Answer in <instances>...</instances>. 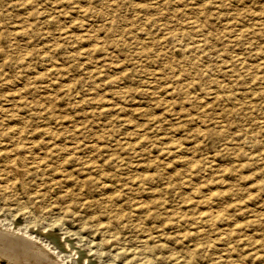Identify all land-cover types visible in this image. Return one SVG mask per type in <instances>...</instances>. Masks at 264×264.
I'll return each instance as SVG.
<instances>
[{
    "label": "rangeland",
    "instance_id": "obj_1",
    "mask_svg": "<svg viewBox=\"0 0 264 264\" xmlns=\"http://www.w3.org/2000/svg\"><path fill=\"white\" fill-rule=\"evenodd\" d=\"M263 64L264 0H0V227L61 264H264Z\"/></svg>",
    "mask_w": 264,
    "mask_h": 264
},
{
    "label": "bare ground",
    "instance_id": "obj_2",
    "mask_svg": "<svg viewBox=\"0 0 264 264\" xmlns=\"http://www.w3.org/2000/svg\"><path fill=\"white\" fill-rule=\"evenodd\" d=\"M188 18V17H187ZM192 19V18H191ZM194 19V18H193ZM192 19V20H193ZM108 20V19H107ZM129 20V19H128ZM189 20V19H188ZM118 21V20H117ZM128 22V21H127ZM126 22V23H127ZM187 22V21H186ZM190 23V22H189ZM258 23V22H257ZM256 23V24H257ZM122 24V23H121ZM183 24H187V23H183ZM232 24V23H231ZM261 24V23H260ZM260 24H258L259 26H261ZM191 25V24H190ZM199 25V24H198ZM233 25V24H232ZM238 25H239V22H238ZM110 26V25H109ZM114 26V25H113ZM112 26V27H113ZM123 26V25H122ZM184 26V25H183ZM193 25H191V27H192ZM235 26V25H234ZM234 26H232V27H234ZM262 26H263V24H262ZM187 26H185V28H186ZM229 27H231L230 25H229ZM114 28V27H113ZM128 28V27H127ZM126 28V29H127ZM189 28V27H188ZM195 28V27H194ZM192 29H193V27H192ZM199 30V29H198ZM198 32V31H197ZM244 34V33H243ZM242 35V34H241ZM177 36V35H176ZM234 36V35H233ZM239 36V35H238ZM172 38V37H171ZM176 38H178V36L176 37ZM173 39H175V38H173ZM173 39H171V40H173ZM178 39H176V41H177ZM191 41V40H190ZM239 41V40H238ZM194 42V41H193ZM198 43H200V42H198L197 41V44ZM193 44V43H192ZM191 44V45H192ZM189 45V44H188ZM206 45V44H205ZM204 45V46H205ZM181 47V46H180ZM185 47V46H184ZM202 47V46H201ZM205 47H207L208 48V46H205ZM192 49V48H191ZM197 50H198V48H197ZM202 50V49H201ZM201 50H199V52H202ZM204 50V49H203ZM191 51H193V50H191ZM193 53V52H192ZM231 58H233V57H231ZM230 58V59H231ZM234 58H236V57H234ZM239 62H241V61H239ZM243 62V61H242ZM244 63V62H243ZM232 64H233V62H232ZM237 64H238V60H237ZM196 65V64H195ZM230 65V64H229ZM244 65H245V63H244ZM264 65V64H263ZM181 66V65H180ZM213 66V65H212ZM217 66H218V64H217ZM216 65H215V68L217 67ZM234 66H236L237 67V65H235L234 64ZM233 66V67H234ZM240 66V65H239ZM241 67V66H240ZM245 67V66H244ZM180 68V67H179ZM223 68V67H222ZM235 68V67H234ZM237 68H239V67H237ZM248 68V67H247ZM242 69V68H241ZM210 70H211V68H210ZM230 70V69H229ZM239 70V69H238ZM103 71V70H102ZM181 71H183V69L181 70ZM182 73V72H181ZM186 73V72H185ZM185 73H183V74H185ZM192 74V73H191ZM236 74V73H235ZM244 74V73H243ZM242 74V75H243ZM188 75H190V74H188ZM191 76V75H190ZM244 76H246V75H244ZM250 76V75H249ZM234 77H236V76H234ZM247 77V76H246ZM260 77V76H259ZM208 78V77H207ZM213 78V77H212ZM250 78V77H249ZM209 79V78H208ZM259 78H257V80H258ZM264 79V78H263ZM200 80V79H199ZM204 80V79H203ZM214 80V79H213ZM260 80V79H259ZM201 81V80H200ZM204 81H206V80H204ZM215 81V80H214ZM220 81V80H219ZM242 81V80H241ZM248 81V80H247ZM207 82H208V80H207ZM256 82V81H255ZM260 82V81H259ZM114 83V82H113ZM201 83V82H200ZM216 83V82H215ZM207 84V83H206ZM206 84H203V85H206ZM209 85H210V83H208ZM213 84V83H212ZM244 84V83H243ZM263 84V83H262ZM229 85H233V84H230L229 83ZM210 87H212V86H210ZM216 88V87H215ZM214 88V89H215ZM226 88V87H225ZM225 88H224V91H225ZM217 89V88H216ZM215 89V90H216ZM167 90V89H166ZM165 90V91H166ZM218 90V92H219V88L217 89ZM207 91V90H206ZM223 91V90H222ZM231 91H232V88H231ZM214 92V91H213ZM264 92V91H263ZM154 93V92H153ZM156 93V92H155ZM159 93V92H158ZM158 93H157V95H158ZM161 93V92H160ZM220 93H221V91H220ZM226 93V92H225ZM213 94H215V93H213ZM218 94V93H217ZM224 94V93H223ZM155 95V94H154ZM212 95V94H211ZM152 96H153V94H152ZM205 96V95H204ZM214 96V95H213ZM244 96V95H243ZM249 96V95H248ZM258 96V95H257ZM256 96V97H257ZM262 96V95H261ZM260 96V97H261ZM206 97H208V93H207V96ZM241 97V96H240ZM232 98V97H231ZM244 98V97H243ZM255 98H253V100H254ZM155 100V99H154ZM169 100V99H168ZM207 100V99H206ZM211 100V99H210ZM222 100V99H221ZM232 100H234V99H232ZM208 101H209V99H208ZM230 101V100H229ZM257 101H258V99H257ZM221 102H223V101H221ZM226 102V101H225ZM233 102V101H232ZM246 102V101H245ZM252 102H254V101H252ZM252 102H250V103H252ZM255 102H256V100H255ZM218 103V102H217ZM238 103V102H237ZM249 103V102H248ZM228 104V103H227ZM230 104V103H229ZM234 104H236V103H234ZM201 105V104H200ZM205 105H207V104H205ZM212 105V104H211ZM211 105H209V106H211ZM251 105V104H250ZM121 106V105H120ZM174 106V105H173ZM215 106V105H214ZM217 106V105H216ZM225 106V105H224ZM223 106V107H224ZM233 106V105H232ZM236 106V105H235ZM237 106H238V104H237ZM183 107V106H182ZM203 107V106H202ZM206 107V106H205ZM213 107V106H212ZM211 107V108H212ZM228 107V106H227ZM245 107V106H244ZM120 108V107H119ZM166 108V107H165ZM117 109V108H116ZM209 109V108H208ZM171 110V109H170ZM211 110V109H210ZM226 110H228V109H226ZM261 110V109H260ZM169 111V110H168ZM208 111V110H207ZM218 111V110H217ZM234 111V110H233ZM211 112V111H210ZM236 112V111H235ZM253 112V111H252ZM185 113V112H184ZM199 113V112H198ZM213 113H215L214 112V110H213ZM218 113V112H217ZM256 113V112H255ZM201 114V113H200ZM199 114V115H200ZM205 114V113H204ZM212 114V113H211ZM261 114V113H260ZM182 115H184V114H182ZM187 115V114H186ZM190 115V114H189ZM207 115V114H206ZM210 115V114H209ZM226 115V114H225ZM243 115V114H242ZM185 116V115H184ZM215 116V115H214ZM235 116V115H234ZM186 117V116H185ZM188 117V116H187ZM186 117V118H187ZM193 117V116H192ZM229 117H230V115H229ZM236 117H238V116H236ZM261 117V116H260ZM207 118V116H205V119ZM215 118H216V116H215ZM235 118V117H234ZM258 118V117H257ZM214 119V118H213ZM230 119V118H229ZM241 118L239 117V120H240ZM259 119V118H258ZM263 119V118H262ZM191 120V119H190ZM224 120V119H223ZM235 120H236V118H235ZM192 121V120H191ZM194 121V120H193ZM209 121H211V120H208V122ZM216 121V120H215ZM225 121V120H224ZM231 121V120H230ZM241 121H243V120H241ZM246 121V120H245ZM244 121V122H245ZM189 122V121H188ZM201 122V121H200ZM206 122V121H205ZM205 122H202V123H205ZM221 122V121H220ZM226 122V121H225ZM229 122V121H228ZM248 122V121H247ZM249 123H250V121H249ZM188 124V123H187ZM199 124H201V123H199ZM220 123H218V125H219ZM234 124V123H233ZM243 124V123H242ZM241 124V125H242ZM253 124H256V123H253ZM259 124V123H258ZM260 124H262V123H260ZM71 125V124H70ZM78 125V124H77ZM202 125V124H201ZM216 125V124H215ZM71 126H73V125H71ZM205 126V125H204ZM207 126V125H206ZM247 126V125H246ZM256 126V125H255ZM254 125H252V127H255ZM196 127V126H195ZM202 127V126H201ZM220 127H221V125H220ZM219 127V128H220ZM230 127V126H229ZM218 128V129H219ZM261 128H263V126L261 127ZM260 128V129H261ZM259 129V128H258ZM18 130V129H17ZM19 130H21V129H19ZM229 130V129H228ZM231 130V129H230ZM14 131V130H13ZM197 131V130H196ZM245 131V130H244ZM44 132H46V131H44ZM230 132V131H229ZM243 132V131H242ZM241 132V133H242ZM259 132V131H258ZM17 133V132H16ZM15 133V134H16ZM21 133V132H20ZM20 133H18V134H20ZM24 133H25V131H24ZM234 133H238V131L237 132H234ZM41 134V133H40ZM217 134V133H216ZM231 133H229V135H230ZM24 135H26V134H24ZM220 135V134H219ZM227 134H225V136H226ZM233 135V134H232ZM259 135V134H258ZM16 136V135H15ZM18 136V135H17ZM16 136V138H19V136L17 137ZM198 136H201L202 137V135H198ZM197 136V137H198ZM205 136V135H204ZM238 136V135H237ZM252 136V135H251ZM23 137V136H22ZM169 137H171V136H169ZM227 137V136H226ZM225 137V138H226ZM233 137V136H232ZM236 137V136H235ZM260 137V136H259ZM24 138V137H23ZM200 138V137H199ZM198 138V139H199ZM20 139V138H19ZM142 139V138H141ZM144 139V138H143ZM175 139V138H174ZM178 139V138H177ZM233 139V138H232ZM258 139V138H257ZM18 140V139H17ZM21 140H22V138H21ZM25 140H27V142H28V139H25ZM160 140H162L161 139V137H160ZM242 140V139H241ZM175 141V140H174ZM236 141V140H235ZM95 142V141H94ZM194 142V141H193ZM227 142V141H226ZM238 142V141H237ZM21 143V142H20ZM33 143V142H32ZM69 144H70V142H68ZM67 143V144H68ZM97 143V142H96ZM102 143V142H101ZM100 143V144H101ZM161 143V142H160ZM163 143V142H162ZM175 143V142H174ZM178 143V142H177ZM186 143V142H185ZM31 144V143H30ZM86 144V143H85ZM98 144V143H97ZM247 144V143H246ZM250 144V143H249ZM32 145V144H31ZM72 145V144H71ZM93 145V144H92ZM179 145V144H178ZM177 145V146H178ZM229 145H233V144H229ZM242 145V144H241ZM26 146V145H25ZM128 146V145H127ZM126 146V147H127ZM172 146V145H171ZM176 146V147H177ZM249 146V145H248ZM247 146V147H248ZM133 147V146H132ZM174 147H175V144H174ZM173 147V148H174ZM175 147V148H176ZM179 147V146H178ZM233 147V146H232ZM250 147V146H249ZM248 147V148H249ZM23 148H24V145H23ZM55 148V147H54ZM53 148V149H54ZM82 148V147H81ZM90 148V147H89ZM125 148V147H124ZM124 148H123V150H124ZM174 148V149H175ZM16 149V148H15ZM20 149H21V147H20ZM28 149H30V148H28ZM65 149H67V148H65ZM78 149V148H77ZM102 149V148H101ZM127 149V148H126ZM125 149V150H126ZM130 149H131V147H130ZM133 149V148H132ZM167 149V148H166ZM178 149V148H177ZM222 149H224V148H222ZM232 149V148H231ZM234 149H236V148H234ZM244 149H245V147H244ZM21 150H24V149H21ZM20 150V151H21ZM26 150H27V148H26ZM55 150V149H54ZM70 150V149H69ZM84 150H86V148H84ZM93 150V152H94V150L95 149H92ZM97 150V149H96ZM104 150V149H103ZM116 150V149H115ZM129 150V149H128ZM169 150V149H168ZM230 150V149H229ZM259 150H260V148H259ZM258 150V151H259ZM17 151H19V150H17ZM66 151V150H65ZM73 151V150H72ZM114 151V150H113ZM130 151V150H129ZM170 151V150H169ZM169 151H167L168 153H169ZM187 151V150H186ZM228 151V150H227ZM22 152H24V151H22ZM25 152H28V151H25ZM24 152V153H25ZM56 152V151H55ZM63 152V151H62ZM68 152V151H67ZM127 152V151H126ZM172 152V151H171ZM189 152V151H188ZM15 153V152H14ZM51 153V152H50ZM88 153V152H87ZM176 153H177V150H176ZM192 153V152H191ZM194 153V152H193ZM237 153V152H236ZM251 153H253V152H251ZM16 154V153H15ZM20 154H22V153H20ZM32 154V153H31ZM174 154H175V152H174ZM178 154V153H177ZM235 154V153H234ZM24 155V154H23ZM26 155H28V154H26ZM25 155V156H26ZM50 155V154H49ZM176 155V154H175ZM174 155V156H175ZM192 155V154H191ZM218 155L220 156V154L218 153ZM264 155V154H263ZM262 155V156H263ZM22 156V155H21ZM21 156L20 157H18V158H20V160H21ZM30 156V155H29ZM28 156V157H29ZM51 156V155H50ZM215 156V155H214ZM236 156V155H235ZM0 157H2V155H0ZM173 157V156H172ZM181 157V156H180ZM231 157V156H230ZM22 158H25V157H22ZM31 158V160H32V156L30 157ZM30 158H29V160H30ZM34 158V157H33ZM102 158V157H101ZM106 158V157H105ZM112 158H110L109 160H111ZM164 159V158H163ZM166 159V158H165ZM164 159V160H165ZM173 159V158H172ZM182 159H183V157H182ZM189 160H190V158H188ZM207 159H209V158H207ZM231 159H233V157L231 158ZM24 160V159H23ZM26 160V159H25ZM28 160V159H27ZM28 160V161H29ZM31 160L29 161V162H31ZM102 160H104V159H102ZM254 160V159H253ZM259 160V159H258ZM14 161V160H13ZM33 161V160H32ZM37 162H39L38 160H36ZM88 161V160H87ZM118 161H120V160H118ZM167 161V160H166ZM212 161V160H211ZM216 161V160H215ZM230 161V160H229ZM232 161V160H231ZM256 161V160H255ZM261 161V160H260ZM29 162H27V163H29ZM99 162V161H98ZM103 162V161H102ZM113 162V161H112ZM121 162V161H120ZM188 162V161H187ZM194 162V161H193ZM213 162V161H212ZM223 162V161H222ZM233 162V161H232ZM263 162V161H262ZM11 162H9V164H10ZM108 163V162H107ZM115 163H116V161H115ZM175 163V162H174ZM261 163V162H260ZM23 164V163H22ZM31 164V163H30ZM34 164H35V162H34ZM37 164V163H36ZM90 164V163H89ZM102 164V163H101ZM168 164V163H167ZM179 164V163H178ZM182 165H185L184 163H181ZM181 164H179V165H181ZM214 164V163H213ZM216 164V163H215ZM218 164V163H217ZM216 164V165H217ZM228 164V163H227ZM263 165H264V162L262 163ZM16 165H17V163L15 164V167H16ZM41 165V164H40ZM78 165H80V164H78ZM87 165V164H86ZM97 165V164H96ZM111 165V164H110ZM187 165V164H186ZM192 165H193V163H192ZM191 165V166H192ZM219 165V164H218ZM217 165V166H218ZM257 165V164H256ZM262 165V166H263ZM34 166H36V165H34ZM136 166V165H135ZM164 166V165H163ZM177 166V165H176ZM190 166V167H191ZM197 166V165H196ZM220 166V165H219ZM37 167V166H36ZM44 167V166H43ZM42 167V168H43ZM48 167V166H47ZM77 167V166H76ZM79 167V166H78ZM77 167V169H79ZM95 167V166H94ZM108 167V166H107ZM193 167V166H192ZM210 167V169H211V166H209ZM18 168V167H17ZM26 168V167H25ZM28 168V167H27ZM33 168V167H32ZM38 168V167H37ZM51 168V167H50ZM85 168V167H84ZM137 168V167H136ZM135 168V169H136ZM177 168H179L178 166H177ZM181 168H182V166H181ZM187 168V167H186ZM195 168V167H194ZM218 168V167H217ZM237 168V167H236ZM9 169V168H8ZM22 169V168H21ZM39 169V168H38ZM81 169V168H80ZM88 169H89V167H88ZM93 169V168H92ZM91 169V170H92ZM106 169V168H105ZM164 169V168H163ZM168 169V168H167ZM175 169V168H174ZM193 169V168H192ZM213 169H215V167L213 168ZM219 169V168H218ZM243 169V168H242ZM245 169V168H244ZM250 169V168H249ZM248 169V170H249ZM258 169V168H257ZM33 170V169H32ZM36 170V169H35ZM51 170V169H50ZM52 170H53V167H52ZM84 170V169H83ZM187 170V169H186ZM188 170H189V168H188ZM194 170V169H193ZM212 170V169H211ZM215 170H217V169H215ZM253 170V169H252ZM251 170V171H252ZM255 170V169H254ZM26 171V170H25ZM42 171V170H41ZM45 171V170H44ZM75 171V170H74ZM94 171V170H93ZM107 171V170H106ZM105 171V172H106ZM171 171V170H170ZM183 171V170H182ZM185 171V170H184ZM194 171H196V169L194 170ZM193 171V172H194ZM197 171H198V169H197ZM222 171H224V170H222ZM48 172V171H47ZM63 172V171H62ZM77 172V171H76ZM75 172V173H76ZM81 172V171H80ZM101 172L103 173L104 171H103V169L101 170ZM176 172H177V170H176ZM192 172V171H191ZM219 172V171H218ZM234 172V171H233ZM239 172V171H238ZM240 172H241V170H240ZM239 172V173H240ZM247 172V171H246ZM263 172V171H262ZM6 173V172H5ZM8 173V172H7ZM26 173V172H25ZM49 173H50V171H49ZM48 173V174H49ZM52 173V172H51ZM58 173H61V172H58ZM73 173V172H72ZM83 173H85V170L83 171ZM88 173V172H87ZM92 173V172H91ZM90 173V174H91ZM183 173V172H182ZM185 173V172H184ZM209 173V172H208ZM215 173V172H214ZM220 173V172H219ZM12 174V173H11ZM27 174V173H26ZM41 174V173H40ZM55 174V173H54ZM62 174V173H61ZM60 174V175H61ZM74 174V173H73ZM77 174V173H76ZM89 174V175H90ZM97 174V173H96ZM212 174V173H211ZM218 174V173H217ZM232 174V173H231ZM258 174V173H257ZM7 175H9V173L7 174ZM35 175V174H34ZM33 175V176H34ZM42 175H43V173H42ZM41 175V176H42ZM53 175V174H52ZM56 175V174H55ZM58 175V174H57ZM69 175V174H68ZM92 175V174H91ZM94 175V174H93ZM98 175V174H97ZM180 175V174H179ZM185 175H187V174H185ZM196 175V174H195ZM197 175H198V172H197ZM197 175H196V177H197ZM235 175H237V174H235ZM243 175V174H242ZM263 175V174H262ZM13 176H15V175H13ZM36 176V175H35ZM48 176V175H47ZM100 176V175H99ZM177 176V175H176ZM192 176V175H191ZM190 176V177H191ZM203 176H204V173H203ZM230 176V175H229ZM254 176H256L255 174H254ZM12 177V176H11ZM36 177H38V176H36ZM50 177V176H49ZM49 177H47V178H49ZM55 177V176H54ZM64 177H66V176H64ZM68 177V176H67ZM81 177V176H80ZM98 177V176H97ZM195 177V176H194ZM227 177V176H226ZM16 179H17V177H15ZM23 178H24V176H23ZM22 178V179H23ZM53 178V177H52ZM63 178V177H62ZM69 178V177H68ZM215 178V177H214ZM220 175H219V180H220ZM261 178V177H260ZM13 180H14V178H12ZM46 179V178H45ZM59 179H61V178H59ZM80 179V178H79ZM106 179V178H105ZM104 179V180H105ZM108 179H110L109 178V176H108ZM150 179V178H149ZM174 179V178H173ZM176 179H178V178H176ZM181 179V178H180ZM194 179V178H193ZM217 179V180H218ZM228 179H229V177H228ZM240 179H241V177H240ZM51 180V179H50ZM83 180V179H82ZM91 180V179H90ZM107 180V179H106ZM112 180H113V178H112ZM115 180V179H114ZM190 180V179H189ZM222 180V179H221ZM220 180V181H221ZM259 180V179H258ZM19 181H20V178H19ZM23 181V180H22ZM21 181V182H22ZM110 181V180H109ZM148 181H150V180H148ZM176 181V180H175ZM178 181V180H177ZM181 181V180H180ZM219 181V182H220ZM53 181H51V183H52ZM64 182H65V180H64ZM81 182V181H80ZM83 182V181H82ZM91 182H94V181H92L91 180ZM107 182V181H106ZM120 182H121V180H120ZM132 182V181H131ZM134 182H136V181H134ZM222 182V181H221ZM224 182V181H223ZM222 182V183H223ZM242 182H244V181H242ZM254 182V181H253ZM71 183V182H70ZM88 185H89V183H90V181H89V183L88 182H86ZM98 183H100V181L98 182ZM115 183H116V181H115ZM119 183V182H118ZM124 183V182H123ZM130 183V182H129ZM212 183H213V180H212ZM239 183V182H238ZM245 183V182H244ZM247 183V182H246ZM254 183H256V182H254ZM69 184V183H68ZM80 184V183H79ZM93 184V183H92ZM107 184V183H106ZM112 184H113V182H112ZM125 184V183H124ZM124 184H122V185H124ZM131 184H133V183H131ZM146 184V183H145ZM170 184V183H169ZM181 184V183H180ZM187 184V183H186ZM190 184V183H189ZM228 184V183H227ZM243 184V183H242ZM54 185V184H53ZM60 185V184H59ZM95 185H97V184H95ZM94 185V186H95ZM99 185V184H98ZM102 185H104V184H102ZM134 185V184H133ZM221 185H223V184H221ZM237 186H238V184H236ZM105 186H107V185H105ZM116 186H117V184H116ZM130 186V185H129ZM181 186H183V185H181ZM232 186V185H231ZM256 186V185H255ZM66 187V186H65ZM101 187V186H100ZM120 187H121V185H120ZM136 187V186H135ZM141 186H139V188H140ZM195 187H197V186H195ZM209 187V186H208ZM219 187V186H218ZM236 187V186H235ZM87 188V187H86ZM89 188H91L92 189V185H90V187ZM94 188V187H93ZM98 188V187H97ZM96 188V189H97ZM102 188V187H101ZM104 188V187H103ZM106 188V187H105ZM113 188V187H112ZM129 188V187H128ZM173 188V187H172ZM183 188H185V187H183ZM199 188V187H198ZM204 188H205V186H204ZM216 188H217V185H216ZM234 188V187H233ZM261 188V187H260ZM66 189V188H65ZM78 189V188H77ZM120 189V188H119ZM136 189V188H135ZM195 189V188H194ZM203 189V188H202ZM229 189V188H228ZM237 189V188H236ZM90 190V189H89ZM108 190V189H107ZM111 190H113V189H111ZM110 190V191H111ZM115 190V189H114ZM199 190V189H198ZM206 190V189H205ZM213 190V189H212ZM215 190H217V189H215ZM223 190V189H222ZM226 190V189H225ZM234 190V189H233ZM61 191V190H60ZM105 191V190H104ZM135 191H137V190H135ZM139 191V190H138ZM143 191V190H142ZM146 191H147V189H146ZM202 191V190H201ZM208 191V190H207ZM224 191V190H223ZM98 192V191H97ZM101 192V191H100ZM102 192H103V190H102ZM129 192V191H128ZM133 192V191H132ZM218 192H219V189H218ZM61 193H62V191H61ZM108 193V192H107ZM112 193V192H111ZM224 193H225V191H224ZM60 194V193H59ZM88 194V193H87ZM86 194V195H87ZM106 194V193H105ZM123 194V193H122ZM135 194V193H134ZM216 194V193H215ZM223 194V193H222ZM227 194V193H226ZM231 194V193H230ZM80 195V194H79ZM83 195H84V193H83ZM99 195V194H98ZM129 195V194H128ZM216 195H218V194H216ZM215 195V196H216ZM100 196V195H99ZM133 196V195H132ZM206 196H207V194H206ZM205 196V197H206ZM57 197V196H56ZM66 197V196H65ZM85 197V196H84ZM88 197H90L89 195H88ZM142 197V196H141ZM200 197V196H199ZM218 197V196H217ZM219 197H220V195H219ZM226 197H227V195H226ZM232 197V196H231ZM39 198V197H38ZM42 198V197H41ZM40 198V199H41ZM61 198V197H60ZM67 198V197H66ZM122 198V197H121ZM127 198H129V197H127ZM127 198H126V200H127ZM203 198V197H202ZM213 198V197H212ZM211 198V199H212ZM228 198V197H227ZM250 198H252V197H250ZM254 198V197H253ZM40 199H38V201L40 200ZM116 199H118V198H116ZM132 199V198H131ZM190 199V198H189ZM204 199V198H203ZM202 199V200H203ZM225 199V198H224ZM69 200V199H68ZM81 200V199H80ZM217 200V199H216ZM222 200V199H221ZM37 201V202H38ZM54 201V200H53ZM56 201H58V200H56ZM83 201V200H82ZM94 201V200H93ZM96 201V200H95ZM102 201H105L104 199L102 200ZM114 201V200H113ZM128 201V200H127ZM137 201V200H136ZM199 201V200H198ZM215 201V200H214ZM214 201H212V202H214ZM41 202V201H40ZM51 202V201H50ZM60 202V201H59ZM62 202H63V200H62ZM64 202H66V200H64ZM122 202V201H121ZM144 202V201H143ZM195 202V201H194ZM199 202H201V200L199 201ZM203 202H205V201H203ZM68 203V202H67ZM110 203V202H109ZM211 203V202H210ZM220 203V202H219ZM222 203H223V201H222ZM222 203H220L221 205H222ZM256 203V202H255ZM111 204V203H110ZM117 204V203H116ZM115 204V205H116ZM134 204V203H133ZM133 204H131L132 206H134ZM136 204H137V202H136ZM140 204V203H139ZM204 204V203H203ZM212 204V203H211ZM91 205V204H90ZM142 205V204H141ZM147 205V204H146ZM157 205H159V204H157ZM199 205V204H198ZM209 205V204H208ZM212 205H214V204H212ZM217 204H215V206H216ZM220 205V206H221ZM225 204H223V206H224ZM245 205V204H244ZM252 205V204H251ZM49 206V205H48ZM61 207H62V205H60ZM95 206V205H94ZM104 206V205H103ZM103 206H101V208L103 207ZM130 206V205H129ZM137 206V205H136ZM207 206V205H206ZM205 206V207H206ZM210 206V205H209ZM209 206H207V207H209ZM214 206V207H215ZM75 207H76V205H75ZM85 207V206H84ZM87 207V206H86ZM112 207H113V205H112ZM112 207H110V209L112 208ZM151 207V206H150ZM254 207V206H253ZM63 208V207H62ZM71 208V207H70ZM74 208V207H73ZM72 208V209H73ZM78 208V207H77ZM82 208V207H81ZM88 208V207H87ZM98 208V207H97ZM104 208V207H103ZM118 208V207H117ZM116 208V209H117ZM130 208V207H129ZM134 208V207H133ZM212 208V207H211ZM210 208V209H211ZM219 208V207H218ZM243 208V207H242ZM58 209V208H57ZM75 209V208H74ZM89 209V208H88ZM107 209H109V208H107ZM106 209V210H107ZM123 209V208H122ZM130 209H132V208H130ZM139 209V208H138ZM148 209H150V208H148ZM148 209H147V211H148ZM206 209V208H205ZM204 209V210H205ZM214 209V208H213ZM213 209H212V211H213ZM64 210V209H63ZM77 210V209H76ZM80 210V209H79ZM85 210V209H84ZM83 210V211H84ZM97 210V209H96ZM95 210V211H96ZM103 210V209H102ZM120 210V209H119ZM144 210V209H143ZM207 210V209H206ZM32 211V210H31ZM75 211V210H74ZM111 211H112V209H111ZM117 211V210H116ZM133 211V210H132ZM196 211H198V212H200V209L198 210V208H197V210ZM209 211V210H208ZM256 211V210H255ZM259 211V210H258ZM54 212H55V210H54ZM85 212V211H84ZM91 212V211H90ZM98 212V214L101 212L102 213V211H97ZM107 212V211H106ZM109 212H110V210H109ZM143 212H145V211H143ZM242 212V211H241ZM240 212V213H241ZM244 212V211H243ZM88 212H86V214H87ZM92 213V212H91ZM100 213V214H101ZM112 213V212H111ZM119 213H121L120 211H119ZM240 213H236V214H238V215H240ZM245 213H247V212H244L243 213V215L245 214ZM260 213V212H259ZM37 214V213H36ZM75 214V213H74ZM90 214V213H89ZM106 214V213H105ZM122 214V213H121ZM127 214H129V213H127ZM135 214H136V212H135ZM140 214H141V212H140ZM139 214V215H140ZM144 213H142L141 215H143ZM156 214V213H155ZM155 214H153L152 213V215H153V217H154V215ZM206 214V213H205ZM218 214H219V212H218ZM242 214V213H241ZM258 214V213H257ZM33 215V214H32ZM95 215V214H94ZM102 215H103V213H102ZM109 215V214H108ZM196 215V214H195ZM209 215V214H208ZM211 215V214H210ZM215 215V214H214ZM262 215V214H261ZM144 216V215H143ZM151 216V215H150ZM200 216H201V214H200ZM206 216H207V214H206ZM242 216V215H241ZM29 217V216H28ZM60 217V216H59ZM102 217V216H101ZM105 217V216H104ZM104 217H103V219H104ZM109 217V216H108ZM179 217H181L180 215H179ZM190 217V216H189ZM202 217V216H201ZM209 217V216H208ZM212 217V216H211ZM240 217V216H239ZM244 217H245V215H244ZM65 218V217H64ZM96 218V217H95ZM100 218V217H99ZM97 219V220H100V219ZM112 218V217H111ZM121 218V217H120ZM137 218V217H136ZM173 218V217H172ZM204 218H207V217H204ZM213 218V217H212ZM251 218H253V217H251ZM107 219V218H106ZM105 219V220H106ZM132 219V218H131ZM130 219V220H131ZM154 219H156V218H154ZM179 219V218H178ZM190 219V218H189ZM242 219V218H241ZM75 220V219H74ZM73 220V221H74ZM105 220H103V221H105ZM113 220H115V218H113ZM134 220V219H133ZM138 220V219H137ZM187 220V219H186ZM201 220H202V218H201ZM213 220V219H212ZM219 219H217V221H218ZM70 220H68V222H69ZM81 221V220H80ZM108 221V220H107ZM181 221L183 222L184 220L181 218ZM225 221V220H224ZM244 221V220H243ZM260 221V220H259ZM263 221V220H262ZM88 222V221H87ZM128 222V221H127ZM142 222V221H141ZM186 222V221H185ZM211 222V221H210ZM214 222V221H213ZM223 222V221H222ZM241 222V221H240ZM254 222H256V221H254ZM65 223V222H64ZM66 223H67V221H66ZM93 223V222H92ZM133 223H135V221L133 222ZM184 223V222H183ZM187 223V222H186ZM185 223V224H186ZM206 223H207V219H206ZM225 223V222H224ZM226 223H227V221H226ZM228 223H230V222H228ZM234 223V222H233ZM235 223H237V224H239L238 222H235ZM256 223H258V221L256 222ZM260 223V222H259ZM258 223V224H259ZM263 223V222H262ZM90 224V223H89ZM128 224V223H127ZM141 224V223H140ZM139 224V225H140ZM177 224V223H176ZM184 224V225H185ZM209 224V223H208ZM207 224V225H208ZM218 224H219V222H218ZM255 224V223H254ZM68 225V224H67ZM174 225V224H173ZM181 225V224H180ZM187 225V224H186ZM209 225H213L212 223L211 224H209ZM208 225V226H209ZM226 225V224H225ZM229 225V224H228ZM228 225H226V226H228ZM256 225V224H255ZM260 225H262V224H260ZM260 225H258V227L260 226ZM1 226V225H0ZM3 226H4V224H3ZM71 226V225H70ZM79 226V225H78ZM87 226V225H86ZM102 226V225H101ZM141 226V225H140ZM203 226V225H202ZM111 227H112V224H111ZM115 227H116V225H115ZM134 227V226H133ZM132 227V228H133ZM178 227V226H177ZM183 227V226H182ZM205 227V226H204ZM221 227V226H220ZM232 227V226H231ZM262 228L264 227L263 225L261 226ZM9 228H10V226H9ZM87 228V227H86ZM119 228H121V227H119ZM126 228V227H125ZM212 228V227H211ZM222 228V227H221ZM239 228V227H238ZM250 228V227H249ZM248 228V229H249ZM261 228V229H262ZM77 229H78V227H77ZM108 229V228H107ZM111 229V228H110ZM214 229V228H213ZM248 229H246V230H248ZM252 229V228H251ZM255 229V228H254ZM121 230V229H120ZM142 230H143V228H142ZM223 230V229H222ZM235 230V229H234ZM239 230V229H238ZM240 230H242V229H240ZM239 230V231H240ZM245 230V231H246ZM98 231H100V230H98ZM140 231H141V229H140ZM148 231V230H147ZM207 231V230H206ZM210 231H212V230H210ZM249 231H250V229H249ZM260 231V230H259ZM262 231V230H261ZM18 232V231H17ZM101 232V231H100ZM103 232V231H102ZM110 232V231H109ZM114 232V231H113ZM201 232H203V231H201ZM240 232H242V231H240ZM247 232V231H246ZM252 232V231H251ZM254 232H255V230H254ZM253 232V233H254ZM256 232H257V230H256ZM25 232H23V234H24ZM197 233V232H196ZM200 233V232H199ZM204 233V232H203ZM202 233V234H203ZM213 233H215V232H213ZM226 233V232H225ZM259 233H261V232H259ZM263 233V232H262ZM27 234V233H26ZM91 234H93V233H91ZM142 234H143V232H142ZM144 234H146V233H144ZM147 234H149V233H147ZM198 234V233H197ZM201 234V235H202ZM206 234V233H205ZM217 234V233H216ZM219 234V233H218ZM222 234V233H221ZM224 234V233H223ZM234 234H235V232H234ZM233 234V235H234ZM236 234H238V233H236ZM235 234V235H236ZM246 234V233H245ZM258 234V233H257ZM33 235V234H32ZM101 235V234H100ZM103 235V234H102ZM101 235V237H103ZM110 235V234H109ZM117 235V234H116ZM152 235V234H151ZM151 235H149V236H151ZM179 235H181V234H179ZM210 235V234H209ZM215 235V234H214ZM214 235H213V237H214ZM248 235V234H247ZM262 235H264V233L262 234ZM30 236V235H29ZM115 236V235H114ZM140 236V235H139ZM206 235H203V237H205ZM216 236V235H215ZM238 236V235H237ZM254 236V235H253ZM27 237H28V234H27ZM27 237H25V236H23L22 234H19V233H16V231H14V230H12V229H5V228H3V227H0V253L2 252V255H6V256H8V257H10V258H15V259H18V262L19 263H22V264H61V262L59 261V259H56V257H54L55 255H52V253L54 252L53 250H51V252H49V250L48 249H45L46 247H44L42 244H40V243H38V241L37 242H35V241H33V240H29ZM111 237V236H110ZM152 237H155V236H152ZM169 237V236H168ZM187 237V236H186ZM190 237V235L188 236V238ZM207 237V236H206ZM206 237H205V239H206ZM210 237V236H209ZM218 237H220L221 238V236H220V234L218 235ZM224 237H226V236H224ZM240 237H241V234H240ZM243 237H245L244 236V233H243ZM243 237H241V238H243ZM260 237H261V235H260ZM259 237V238H260ZM114 239H115V237H113ZM112 237H111V239H113ZM167 238V237H166ZM166 238H164L165 240H166ZM184 238V237H183ZM222 238H223V236H222ZM249 238H250V236H249ZM254 238V237H253ZM35 239H38V238H35ZM103 239H105V238H103ZM103 239H101V240H103ZM139 239V238H138ZM156 239V238H155ZM169 239V238H168ZM224 239V238H223ZM226 239V238H225ZM235 239H237L236 238V236H235ZM234 239V240H235ZM247 239H248V237H247ZM252 238H250V240H251ZM82 240H83V238H82ZM99 240H100V238H99ZM100 240V241H101ZM140 240V239H139ZM144 240H145V238H144ZM84 241V240H83ZM86 241V240H85ZM105 241H107V240H105ZM118 241V240H117ZM121 241V240H120ZM120 241H118V242H120ZM154 241H156V240H154ZM162 241V240H161ZM237 241V240H236ZM248 241V240H247ZM256 241V240H255ZM262 241H264V240H262ZM41 242H43V241H41ZM95 242V241H94ZM122 242V241H121ZM120 242V243H121ZM152 242V241H151ZM164 242V241H163ZM166 242V241H165ZM220 242L222 243V241L220 240ZM224 242V241H223ZM238 242V241H237ZM244 242V241H243ZM93 243V242H92ZM102 243V242H101ZM106 243V242H105ZM108 243V242H107ZM106 243V244H107ZM139 243V242H138ZM141 243V242H140ZM150 243V242H149ZM156 243V242H155ZM168 243V242H167ZM230 243V242H229ZM44 244V243H43ZM95 244V243H94ZM154 244V243H153ZM241 244V243H240ZM83 245H84V243H83ZM115 245V244H114ZM123 245V244H122ZM137 245V244H136ZM138 245H140V244H138ZM145 245V244H144ZM228 245V244H227ZM253 245V244H252ZM258 245V244H257ZM262 245V244H261ZM48 246V245H47ZM97 246V245H96ZM146 246V245H145ZM212 246V245H211ZM225 246V245H224ZM239 246V245H238ZM241 246V245H240ZM239 246V247H240ZM249 246H250V241H249ZM248 245H247V247H249ZM109 247V246H108ZM107 247V248H108ZM123 247V246H122ZM138 247V246H137ZM168 247V246H167ZM221 247H222V245H221ZM91 248V247H90ZM96 248V247H95ZM100 248V247H99ZM111 248H113L112 246H111ZM117 248H119L118 246H117ZM155 248V247H154ZM206 248H208V247H206ZM212 248V247H211ZM236 248H238V247H236ZM252 248H254V247H251V250H252ZM256 248V247H255ZM102 249H104V248H102ZM141 249H143V248H141ZM146 249V248H145ZM159 249V248H158ZM210 249V248H209ZM213 249V248H212ZM224 249V248H223ZM233 249V248H232ZM250 249V248H249ZM92 250V249H91ZM94 250V249H93ZM112 250V249H111ZM139 250V249H138ZM156 250V249H155ZM221 250V249H220ZM227 250V249H226ZM235 249H233V251H234ZM98 251H100V250H98ZM105 251H107L106 249H105ZM109 251V250H108ZM107 251V252H108ZM118 251V250H117ZM125 251H127V250H125ZM212 251V250H211ZM225 251V250H224ZM231 251V250H230ZM236 251V250H235ZM249 251V250H248ZM264 251V250H263ZM101 252V251H100ZM122 252H123V250H122ZM210 252V251H209ZM218 252V251H217ZM228 252V251H227ZM260 252V251H259ZM106 253V252H105ZM109 253V252H108ZM114 253V252H113ZM136 253V252H135ZM213 253V252H212ZM239 253V252H238ZM237 253V254H238ZM95 254V253H94ZM97 254V253H96ZM138 254V253H137ZM142 254V253H141ZM227 254H229V253H226V256H227ZM251 254H252V252H251ZM1 255V254H0ZM114 255V254H113ZM120 255V254H119ZM124 254H122V256H123ZM155 255V254H154ZM209 255H210V253H209ZM242 255V254H241ZM264 255V254H263ZM57 256V255H56ZM132 256V255H131ZM137 256V255H136ZM144 256V255H143ZM148 256V255H147ZM211 256H212V254H211ZM216 256V255H215ZM243 256V255H242ZM241 256V257H242ZM1 257V256H0ZM3 257V256H2ZM126 257V256H125ZM124 257V258H125ZM134 257V256H133ZM154 257V256H153ZM210 257V256H209ZM218 257V256H217ZM231 257V256H230ZM249 257V256H248ZM258 257V256H257ZM256 257V258H257ZM51 258L53 259V261H50L51 260ZM121 258V257H120ZM138 258V257H137ZM137 258L136 259H134V260H137ZM141 258H143V257H140V259ZM187 258V257H186ZM212 258H213V256H212ZM228 257H226V259H227ZM263 258V257H262ZM261 258V259H262ZM6 259H8V258H6ZM50 259V260H49ZM127 259H130V258H127ZM147 259V258H146ZM145 259V260H146ZM193 259V258H192ZM210 258H208V260H209ZM215 259V258H214ZM217 259V258H216ZM218 259H220V258H218ZM230 259V258H229ZM234 259V258H233ZM240 259V258H239ZM253 259V258H252ZM259 259H260V257L259 258H257V260L259 261ZM4 260H5V258H4ZM61 260V259H60ZM106 260V259H105ZM133 260V261H134ZM157 260V259H156ZM208 260H206V261H208ZM221 260H222V258H221ZM247 260H248V258H247ZM64 261V260H63ZM220 261V260H219ZM223 261V260H222ZM234 261V260H233ZM242 261V260H241ZM245 261V260H244ZM261 261V260H260ZM142 262V261H141ZM147 262H148V259H147ZM152 263H153V261H151ZM204 262H205V260H204ZM214 262H215V260H214ZM225 263H226V261H224ZM240 262V261H239ZM15 263V262H14ZM134 263V262H133ZM150 263V262H149ZM148 263V264H149ZM219 263V262H218ZM224 263V264H225ZM229 263H230V260H229ZM238 263V262H237ZM241 263V262H240ZM243 263V262H242ZM126 264V263H125ZM146 264V263H145ZM210 264H211V262H210ZM223 264V263H222ZM231 264H234V263H231ZM244 264V263H243Z\"/></svg>",
    "mask_w": 264,
    "mask_h": 264
}]
</instances>
